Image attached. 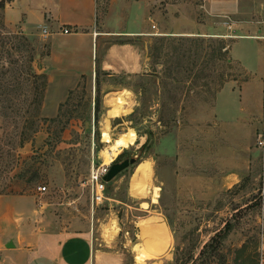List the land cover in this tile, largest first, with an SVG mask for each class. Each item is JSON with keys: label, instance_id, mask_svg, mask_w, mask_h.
Instances as JSON below:
<instances>
[{"label": "rangeland", "instance_id": "rangeland-1", "mask_svg": "<svg viewBox=\"0 0 264 264\" xmlns=\"http://www.w3.org/2000/svg\"><path fill=\"white\" fill-rule=\"evenodd\" d=\"M132 1L144 3L148 35L116 41L136 46L145 73L103 78L107 92L98 84L95 115L85 82L55 116L43 109L37 64L46 39L39 28L9 24L0 9V197H29L34 211L51 216L47 229L88 223L97 248L122 264H175V248L181 258H198L193 264H264L254 150L264 113V0H99V29H125ZM174 28L181 35H164ZM31 56L39 77L29 79ZM216 106L234 119L217 121ZM117 140L125 144L106 164L102 153ZM130 158L136 164L106 183L103 201L92 206L91 168ZM141 162L158 192L152 202L128 193ZM142 221L166 226V251L145 255ZM227 223L216 250L199 258Z\"/></svg>", "mask_w": 264, "mask_h": 264}, {"label": "crops", "instance_id": "crops-1", "mask_svg": "<svg viewBox=\"0 0 264 264\" xmlns=\"http://www.w3.org/2000/svg\"><path fill=\"white\" fill-rule=\"evenodd\" d=\"M128 9L125 29L100 30L99 0H11L6 4L3 14L9 24L39 28L46 39L47 53L37 70L46 83L43 109H51L52 117L83 82L89 86L94 114L98 84L99 93L107 92L103 78L143 76L142 53L132 42L116 41L148 35L144 3L132 1ZM63 29L69 33L63 34ZM164 35L181 32L174 28ZM219 109L215 107L217 121L234 119ZM50 220V215L33 210L27 196L0 197V264H122L117 253L97 248L88 223L71 221L55 231L45 228L44 222Z\"/></svg>", "mask_w": 264, "mask_h": 264}, {"label": "bare ground", "instance_id": "bare-ground-1", "mask_svg": "<svg viewBox=\"0 0 264 264\" xmlns=\"http://www.w3.org/2000/svg\"><path fill=\"white\" fill-rule=\"evenodd\" d=\"M106 126L104 128H107ZM104 131L105 133L108 132L107 129ZM124 144L123 140H117L111 149L103 151L102 155L105 156L106 164L113 160V157L117 155ZM151 176V170L146 162L136 165L129 182V196L141 200L149 199L151 202L156 199L158 192L152 185ZM142 205L145 206L146 204L143 203ZM144 222L142 221L140 224L139 237L144 241L145 255L151 257L166 251L170 245V236L166 226L155 224V222L151 223L152 221L149 222L150 224L147 221V223ZM140 258L142 257L140 256ZM139 264L145 263L139 262Z\"/></svg>", "mask_w": 264, "mask_h": 264}, {"label": "built area", "instance_id": "built-area-1", "mask_svg": "<svg viewBox=\"0 0 264 264\" xmlns=\"http://www.w3.org/2000/svg\"><path fill=\"white\" fill-rule=\"evenodd\" d=\"M154 28V26H152ZM42 33L45 34V28L41 29ZM63 34H68L67 29L62 30ZM254 150L259 160L260 170H261V186L262 193H264V113L262 115L261 126L255 136ZM109 165L101 164L99 167H92L86 185L89 190L90 203L93 206L98 205L104 199V191L106 182L103 181V177L107 174ZM37 190L41 193L46 191V187H38Z\"/></svg>", "mask_w": 264, "mask_h": 264}, {"label": "trees", "instance_id": "trees-1", "mask_svg": "<svg viewBox=\"0 0 264 264\" xmlns=\"http://www.w3.org/2000/svg\"><path fill=\"white\" fill-rule=\"evenodd\" d=\"M11 0H0V9H4L5 8V6H6V4L7 3H9ZM164 40V38H160V39H157V41H163ZM228 51V48L227 49H225V52L226 53H228L227 52ZM227 62H231V60L230 59H228L227 60ZM32 63H33V57L31 56V57H29V60H28V72L26 73L27 74V76H28V78L30 79V78H34V77H39L38 75H36L35 73H34V71H33V67H32ZM41 78L44 80V82H43V88L41 89V91H42V93H44V90H45V85H46V83H45V78H44V76L42 75L41 76ZM17 79V78H16ZM18 80H19V78H18ZM224 82H226V80H223V84H224ZM41 93V94H42ZM98 100V97H96V99H95V109H94V115L97 113V110H98V105L96 104V101ZM8 156H11V154L10 155H8ZM228 227H229V225H228V223L225 225V228H224V230L223 231H219V232H217L215 235H214V237L213 238H211L210 239V241L208 242V243H206L204 246H203V248L200 250V252H199V258H201V257H203L207 252H213V251H215L216 250V246H214V242H217V240H221L222 238H224V236L226 235V233H227V229H228ZM175 253H174V255H175V259H174V262H175V264H193L194 263V261L195 260H197L198 258H195V259H193V257L190 255V256H188L186 259H184V258H181L180 256H177V252H178V250H177V248H175Z\"/></svg>", "mask_w": 264, "mask_h": 264}, {"label": "water", "instance_id": "water-1", "mask_svg": "<svg viewBox=\"0 0 264 264\" xmlns=\"http://www.w3.org/2000/svg\"><path fill=\"white\" fill-rule=\"evenodd\" d=\"M88 123H86L87 127ZM136 164L135 158L125 159L120 163H113L109 166L107 174L103 177V181L109 183L114 177H116L123 170L131 165Z\"/></svg>", "mask_w": 264, "mask_h": 264}]
</instances>
